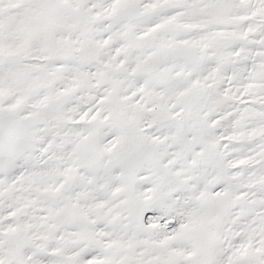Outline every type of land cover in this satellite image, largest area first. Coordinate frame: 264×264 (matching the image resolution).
<instances>
[{
	"label": "snow or ice",
	"instance_id": "1",
	"mask_svg": "<svg viewBox=\"0 0 264 264\" xmlns=\"http://www.w3.org/2000/svg\"><path fill=\"white\" fill-rule=\"evenodd\" d=\"M0 264H264V0H0Z\"/></svg>",
	"mask_w": 264,
	"mask_h": 264
}]
</instances>
